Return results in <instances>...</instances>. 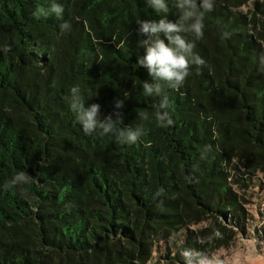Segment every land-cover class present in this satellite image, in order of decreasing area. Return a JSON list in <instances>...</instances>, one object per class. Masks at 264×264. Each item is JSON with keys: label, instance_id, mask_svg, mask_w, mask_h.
I'll return each instance as SVG.
<instances>
[{"label": "trees", "instance_id": "trees-1", "mask_svg": "<svg viewBox=\"0 0 264 264\" xmlns=\"http://www.w3.org/2000/svg\"><path fill=\"white\" fill-rule=\"evenodd\" d=\"M59 2L72 25L62 34L54 16L32 15L45 0H0V43L12 49L0 54V264H183L181 248L205 253L215 230L251 235L248 193L264 182V0H214L194 49L206 63L165 86L164 127L138 115L160 104L136 65L137 20L157 14L144 0ZM178 15L170 0L168 19ZM75 85L101 120L123 100L120 127L143 135H85L68 108ZM18 171L33 179L11 185Z\"/></svg>", "mask_w": 264, "mask_h": 264}, {"label": "clouds", "instance_id": "clouds-1", "mask_svg": "<svg viewBox=\"0 0 264 264\" xmlns=\"http://www.w3.org/2000/svg\"><path fill=\"white\" fill-rule=\"evenodd\" d=\"M45 2L47 6L37 3L32 15L38 19L54 16L59 21V33L70 31L72 25L69 20L64 19L65 5L59 0H45ZM169 2L170 0H144L146 7L155 12L159 18L137 20L138 31L146 38L138 41V46L144 51L143 55H137L136 65L145 68L151 77L150 83L141 82L142 90L146 96L160 97L158 111L155 114L147 109H139L138 115L143 121L155 119L160 127L172 123L169 113L165 111L168 104L167 97L162 95L165 86L172 89L180 87L190 74V66H203L206 63L194 49L197 46L196 41L204 35V16L214 7V0H172L179 13L178 19L172 21L168 19ZM185 34H191L193 39H189ZM224 35L227 36L228 33ZM11 50L10 43H0V54ZM128 95L127 92L124 93V97ZM67 103L85 135H112L122 142L132 144L145 131L142 125L120 127L124 120L123 113L120 111L123 100L117 99L114 102V110L103 120L99 118V104L85 107V98L79 85L69 89ZM31 179L33 177L28 173L18 171L9 183L16 186L27 183ZM220 235L219 230L213 232V236ZM181 256L183 264H214L203 251L192 247H182Z\"/></svg>", "mask_w": 264, "mask_h": 264}, {"label": "rangeland", "instance_id": "rangeland-1", "mask_svg": "<svg viewBox=\"0 0 264 264\" xmlns=\"http://www.w3.org/2000/svg\"><path fill=\"white\" fill-rule=\"evenodd\" d=\"M246 208L251 215V235L236 231L220 232L218 237L210 235L211 247L205 254L214 264H264V182L261 189L249 191Z\"/></svg>", "mask_w": 264, "mask_h": 264}]
</instances>
